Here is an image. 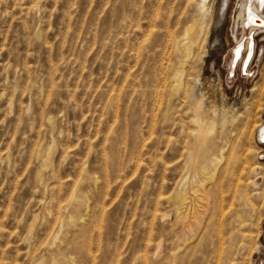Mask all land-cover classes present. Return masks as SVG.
<instances>
[{
	"label": "rangeland",
	"instance_id": "1",
	"mask_svg": "<svg viewBox=\"0 0 264 264\" xmlns=\"http://www.w3.org/2000/svg\"><path fill=\"white\" fill-rule=\"evenodd\" d=\"M246 3L0 0V264H264Z\"/></svg>",
	"mask_w": 264,
	"mask_h": 264
},
{
	"label": "bare ground",
	"instance_id": "2",
	"mask_svg": "<svg viewBox=\"0 0 264 264\" xmlns=\"http://www.w3.org/2000/svg\"><path fill=\"white\" fill-rule=\"evenodd\" d=\"M262 33H264V0H247L246 4H242L240 6L238 13L235 17L234 29H233V39L236 44V48L233 51L234 57L238 58L241 48L243 47V48H246L247 50L246 55L249 58L250 54H252V51L254 50L253 49V38L257 37L259 34H262ZM185 35L187 38V35H188L187 31L185 32ZM182 49H185L183 45H182ZM237 49H239V53H237ZM231 77H233L232 72H231ZM259 131H260V134L262 133L260 137V141L264 142V127H262V129ZM211 151H212L211 144L209 142H202L201 148H199V151H198V157L200 158V160L198 161V164L201 165V168L205 169L207 164L213 165L214 163L216 165L217 163H219V160L217 158H213V154L210 155ZM209 191L211 195H214L216 197V193H217L216 188H213ZM184 197H179L175 200L180 201L182 200L181 198H184ZM219 207H220V212H221L222 206L219 205ZM180 263L181 261L178 264Z\"/></svg>",
	"mask_w": 264,
	"mask_h": 264
},
{
	"label": "snow or ice",
	"instance_id": "3",
	"mask_svg": "<svg viewBox=\"0 0 264 264\" xmlns=\"http://www.w3.org/2000/svg\"><path fill=\"white\" fill-rule=\"evenodd\" d=\"M237 53H239V49H237Z\"/></svg>",
	"mask_w": 264,
	"mask_h": 264
}]
</instances>
